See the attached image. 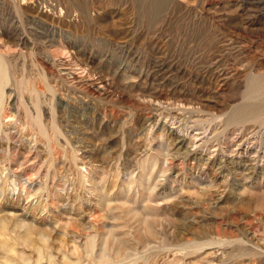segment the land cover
<instances>
[{
  "label": "rangeland",
  "instance_id": "rangeland-1",
  "mask_svg": "<svg viewBox=\"0 0 264 264\" xmlns=\"http://www.w3.org/2000/svg\"><path fill=\"white\" fill-rule=\"evenodd\" d=\"M161 1L0 0V264H264V0Z\"/></svg>",
  "mask_w": 264,
  "mask_h": 264
},
{
  "label": "bare ground",
  "instance_id": "bare-ground-1",
  "mask_svg": "<svg viewBox=\"0 0 264 264\" xmlns=\"http://www.w3.org/2000/svg\"><path fill=\"white\" fill-rule=\"evenodd\" d=\"M21 1H25V0H21ZM132 1H134V0H132ZM27 2V1H26ZM143 2H144V6H145V9H146V12H147V14H149L150 16L152 15V16H157L159 13H160V11H161V9H162V1L161 0H157L156 2H153V0H143ZM23 3V2H22ZM151 16V17H152ZM1 43V42H0ZM2 45H3V43H1ZM5 49H6V47H5ZM8 49V48H7ZM2 51V50H1ZM6 51V50H5ZM7 51H10V50H7ZM12 51V50H11ZM0 53H2V52H0ZM3 53H4V51H3ZM10 53V52H9ZM14 54V53H13ZM9 55V54H8ZM11 55V54H10ZM9 55V56H10ZM7 56V55H6ZM11 56H13V55H11ZM10 58V57H9ZM15 60V59H14ZM12 61V60H11ZM16 70V69H15ZM50 75H52V74H50ZM54 76H55V74H54ZM53 76V77H54ZM89 77V76H88ZM76 80V79H75ZM80 80H81V78H80ZM90 80V79H89ZM93 80V79H92ZM97 81V80H96ZM78 82V81H77ZM90 84H92L91 83V81H88ZM94 82V81H93ZM105 82V81H104ZM56 83V82H55ZM85 83H87V82H85ZM57 84V83H56ZM66 84H68V83H66ZM79 84V83H78ZM104 84V83H103ZM106 84V83H105ZM105 84H104V86H105ZM83 85V84H82ZM80 86V85H79ZM88 86H90V85H88ZM96 86H99V87H96ZM95 87H96V90L99 92L100 90H102V88H104V86L102 87L101 85H96ZM101 86V87H100ZM81 87H83V86H81ZM107 87V86H106ZM105 87V88H106ZM80 88V87H79ZM94 88V87H93ZM60 90V89H59ZM83 90H85V89H83ZM88 90V89H87ZM89 91V90H88ZM92 91V90H91ZM90 91V92H91ZM79 92H80V89H79ZM85 92V91H84ZM93 92V91H92ZM94 92H95V89H94ZM81 93V92H80ZM89 93V92H88ZM97 93V92H96ZM83 94V93H82ZM95 94V93H94ZM99 95V94H98ZM98 95H97V97H98ZM103 95V94H102ZM101 95V96H102ZM100 96V95H99ZM103 97V96H102ZM149 97V96H148ZM147 97V98H148ZM94 98V97H93ZM144 98V97H143ZM108 99V98H107ZM109 99H110V97H109ZM145 99V98H144ZM143 99V100H144ZM62 100V99H61ZM146 100H148V99H146ZM151 100H153V98L152 99H149L148 101H150V104L151 103H153V101H151ZM156 100V99H155ZM142 101V100H141ZM147 101V102H148ZM62 102V101H61ZM64 102V101H63ZM145 103V102H144ZM150 104H148L149 106H151ZM155 104H157V103H155ZM154 105V104H153ZM243 119V118H242ZM241 119V120H242ZM238 120H240V119H238ZM235 124V123H234ZM241 145V144H240ZM87 247H88V249L90 248V250H91V248H93V246H89V245H87ZM120 248H118L117 250H116V252L117 253H119L120 252ZM122 251V250H121ZM38 253H39V255L41 254V252H40V250L38 249ZM113 257V256H112ZM103 258H105V255L103 254V253H101L100 254V256H99V259H103ZM98 259V260H99Z\"/></svg>",
  "mask_w": 264,
  "mask_h": 264
}]
</instances>
